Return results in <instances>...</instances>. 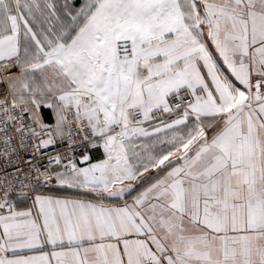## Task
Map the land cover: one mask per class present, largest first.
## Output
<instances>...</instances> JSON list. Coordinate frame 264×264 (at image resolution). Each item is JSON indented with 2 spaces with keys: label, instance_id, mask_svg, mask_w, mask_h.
Segmentation results:
<instances>
[{
  "label": "snow or ice",
  "instance_id": "obj_1",
  "mask_svg": "<svg viewBox=\"0 0 264 264\" xmlns=\"http://www.w3.org/2000/svg\"><path fill=\"white\" fill-rule=\"evenodd\" d=\"M0 173V264H264V0H0Z\"/></svg>",
  "mask_w": 264,
  "mask_h": 264
},
{
  "label": "built area",
  "instance_id": "obj_2",
  "mask_svg": "<svg viewBox=\"0 0 264 264\" xmlns=\"http://www.w3.org/2000/svg\"><path fill=\"white\" fill-rule=\"evenodd\" d=\"M57 150H60V149H50L48 154H49V155L54 154V152L57 151ZM43 163H46V161H44ZM2 175H3V174L0 173V176H2ZM17 187H18V186H17ZM45 190H48V189H44V191H45Z\"/></svg>",
  "mask_w": 264,
  "mask_h": 264
},
{
  "label": "crops",
  "instance_id": "obj_3",
  "mask_svg": "<svg viewBox=\"0 0 264 264\" xmlns=\"http://www.w3.org/2000/svg\"><path fill=\"white\" fill-rule=\"evenodd\" d=\"M44 192H45V194H49V193H48V190H45ZM53 192H54V190H53Z\"/></svg>",
  "mask_w": 264,
  "mask_h": 264
}]
</instances>
